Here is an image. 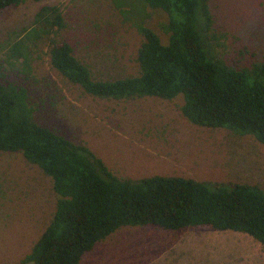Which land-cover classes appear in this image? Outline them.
Listing matches in <instances>:
<instances>
[{"label":"trees","instance_id":"1","mask_svg":"<svg viewBox=\"0 0 264 264\" xmlns=\"http://www.w3.org/2000/svg\"><path fill=\"white\" fill-rule=\"evenodd\" d=\"M26 1L0 0V12ZM112 6L119 23L141 37L135 76L95 79L62 39L67 24L59 5L40 7L31 27L0 41V152L22 154L51 179L57 196L49 224L21 263L79 264L124 226L233 231L264 248L259 186L172 176L120 179L87 146L35 119L32 95L44 84L35 67L44 55L53 70L87 95L168 101L181 96L182 115L191 124L250 135L264 145V54L248 67L226 63L208 0H112ZM157 13L166 17L161 34L150 26ZM13 71L20 79H7Z\"/></svg>","mask_w":264,"mask_h":264},{"label":"rangeland","instance_id":"2","mask_svg":"<svg viewBox=\"0 0 264 264\" xmlns=\"http://www.w3.org/2000/svg\"><path fill=\"white\" fill-rule=\"evenodd\" d=\"M208 4L225 62L248 67L260 61L264 0H208ZM44 5L61 7L67 24L62 39L95 79L137 75L141 37L128 24L119 23L112 0H28L10 6L0 12V41L31 27ZM165 22V15H151L150 26L159 34ZM35 75L44 82L32 95L35 119L87 146L116 177L172 176L264 190V145L250 135L191 124L182 115L181 96L170 101L92 97L53 70L44 55ZM7 79L20 78L13 71ZM56 201L51 179L37 166L20 153L0 152V264H22L49 224ZM79 264H264V248L233 231L124 226L85 253Z\"/></svg>","mask_w":264,"mask_h":264}]
</instances>
